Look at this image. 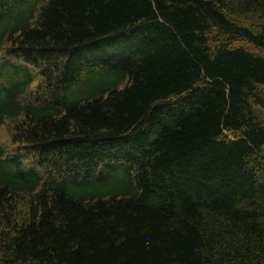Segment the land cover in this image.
I'll list each match as a JSON object with an SVG mask.
<instances>
[{
  "label": "trees",
  "instance_id": "16d2710c",
  "mask_svg": "<svg viewBox=\"0 0 264 264\" xmlns=\"http://www.w3.org/2000/svg\"><path fill=\"white\" fill-rule=\"evenodd\" d=\"M0 264H264V0H0Z\"/></svg>",
  "mask_w": 264,
  "mask_h": 264
},
{
  "label": "rangeland",
  "instance_id": "374dc122",
  "mask_svg": "<svg viewBox=\"0 0 264 264\" xmlns=\"http://www.w3.org/2000/svg\"><path fill=\"white\" fill-rule=\"evenodd\" d=\"M0 141H3L5 143H10L8 127H3L0 129Z\"/></svg>",
  "mask_w": 264,
  "mask_h": 264
}]
</instances>
